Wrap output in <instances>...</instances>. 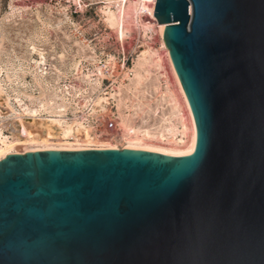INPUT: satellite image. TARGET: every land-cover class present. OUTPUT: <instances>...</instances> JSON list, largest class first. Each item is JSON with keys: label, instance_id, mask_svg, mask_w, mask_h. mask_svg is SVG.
I'll use <instances>...</instances> for the list:
<instances>
[{"label": "water", "instance_id": "1", "mask_svg": "<svg viewBox=\"0 0 264 264\" xmlns=\"http://www.w3.org/2000/svg\"><path fill=\"white\" fill-rule=\"evenodd\" d=\"M196 128L178 154L0 159V264H264V0L147 2Z\"/></svg>", "mask_w": 264, "mask_h": 264}, {"label": "rangeland", "instance_id": "2", "mask_svg": "<svg viewBox=\"0 0 264 264\" xmlns=\"http://www.w3.org/2000/svg\"><path fill=\"white\" fill-rule=\"evenodd\" d=\"M107 3L0 0L2 137L24 140L33 136H27L28 131L34 132L37 127L45 130L55 120L63 126L78 124L86 128L92 147L124 148V129L112 95L128 84L125 75L130 73L137 51L142 48L157 52L161 68H150L144 96L135 98L132 92L124 95L126 107L121 111L132 114L138 100L153 109L159 107L156 113H145L143 122L140 113L133 116L141 129L152 131L162 112L169 109L164 99L166 87L182 104L156 28L145 25V18L139 15L136 24L124 23L125 34L121 38L104 21ZM108 5L115 9L114 2ZM180 107L189 126L183 104ZM51 132L53 142L73 141L72 137L63 139L59 130ZM34 133L37 136V131ZM22 148L16 145L18 151Z\"/></svg>", "mask_w": 264, "mask_h": 264}, {"label": "bare ground", "instance_id": "3", "mask_svg": "<svg viewBox=\"0 0 264 264\" xmlns=\"http://www.w3.org/2000/svg\"><path fill=\"white\" fill-rule=\"evenodd\" d=\"M106 1H108V3L106 6H104L103 10L104 21L109 27L115 28L121 38L125 34L124 23L130 21L136 24L138 22L140 9L147 8L146 2H149V0H138V2L133 0ZM111 2H114L115 9H111L108 5ZM144 24L149 28L153 26L150 24V22H146ZM163 25L164 24L155 23L153 27L156 28V31L158 32L161 40V45L165 50L166 61L176 85V90L177 92H179L182 99L181 102L183 104V108L186 111L185 114L189 120V126L186 122L185 115L182 112V108L180 107L182 104L180 105L176 101L177 99H175L174 94L167 87L165 89L164 99L169 109L167 112H162L157 126L153 128L152 131H150L149 129H141L140 125L134 122L133 116L136 115L137 112L140 113L139 115L141 116L140 118L143 122L145 113H156L160 109L159 107H155L153 109L145 102L138 100V102L136 104L134 103L133 105L134 109L132 110V114H126L121 111L122 107H126V96L124 95L128 92H132L135 98L138 95L144 96V87L146 85V79L149 75L150 68H153L155 70L161 68L162 62L160 61L157 52L155 50H152L151 48L138 49L136 57L133 61L132 68L130 69V73L125 75L128 80V84L126 86L118 88L112 96L116 100V106L119 110V121L124 129V147L149 149L165 153L178 154L194 149L196 142V128L188 101L178 79V76L174 70L170 55L168 53V49L165 46V42L159 30V26ZM161 107L163 108V106ZM43 124L46 123H41V125ZM13 127L14 129H16V131H20L19 129H17L16 125H13ZM45 127L48 130H46V128L44 130L38 127L35 129V131H37V136H35V131H28L27 136H30L32 134L34 137L26 136L27 138L24 137V140H19L17 138L8 139L7 137H2L0 132V159L10 153H24V151L31 149L87 150L106 149L111 147H92L90 144L92 142H88L89 134L86 128H82L78 124L76 126H63L61 122L52 120L51 122H49V125ZM54 129L56 131L59 130L61 131V133H63L62 136H65L63 139L72 137L73 141L70 142L67 141L69 140L67 139L63 142H53L51 140V138L53 137L51 136H54V134L53 132H51V130ZM187 131H189L188 135H186ZM16 145H22V151H18L16 149Z\"/></svg>", "mask_w": 264, "mask_h": 264}, {"label": "built area", "instance_id": "4", "mask_svg": "<svg viewBox=\"0 0 264 264\" xmlns=\"http://www.w3.org/2000/svg\"><path fill=\"white\" fill-rule=\"evenodd\" d=\"M149 1H153V0H149ZM146 5H147V2H146ZM139 15L143 16L146 22H150V24L153 26L155 23H157L155 20V17L151 16V14L149 13L148 8H141ZM153 26L151 28H153Z\"/></svg>", "mask_w": 264, "mask_h": 264}]
</instances>
